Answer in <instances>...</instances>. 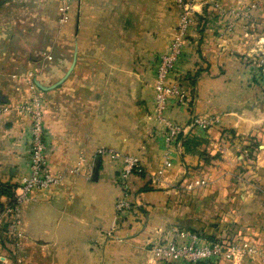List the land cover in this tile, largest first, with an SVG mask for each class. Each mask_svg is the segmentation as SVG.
<instances>
[{"label":"crops","instance_id":"obj_1","mask_svg":"<svg viewBox=\"0 0 264 264\" xmlns=\"http://www.w3.org/2000/svg\"><path fill=\"white\" fill-rule=\"evenodd\" d=\"M212 1L195 5L176 67L188 105L169 100L164 114L183 129L166 145L152 84L177 15L172 0H73L63 24L54 0H0V66L21 63L0 101V180L15 182L28 169L29 122L14 105L27 93L23 72L40 76L34 61L46 63L47 82L63 77L40 95L45 156L53 171H64L60 184L34 189L20 204L18 246L0 229V264H153L150 244L171 239L174 228L207 239L249 237L264 252V87L253 60L264 53V0H217L221 8ZM250 3L245 16L225 11ZM34 30L43 31L38 51L29 40ZM192 113L216 121L188 125ZM248 135L257 142L250 157ZM98 146L142 163L144 173L128 179L132 207L122 213L113 206L120 162L92 157ZM78 153L90 167L69 173ZM165 158L170 164L158 175ZM224 254L168 263L264 264L247 253Z\"/></svg>","mask_w":264,"mask_h":264},{"label":"built area","instance_id":"obj_2","mask_svg":"<svg viewBox=\"0 0 264 264\" xmlns=\"http://www.w3.org/2000/svg\"><path fill=\"white\" fill-rule=\"evenodd\" d=\"M54 1L56 21L58 24H63L68 20V4L73 0ZM202 1L204 3L208 2V0ZM172 2L177 10V15L171 27L170 37L165 49L156 56L155 75L152 84L154 90L152 113L155 119L163 126V140L166 145H170L183 129L181 124L167 117L164 114V110L169 100L186 106L188 105L186 101V90L176 78V67L182 54L188 31L196 19L195 5L198 0H172ZM212 5L216 8H221L220 2L217 0H213ZM253 6L254 4L250 3L239 9L230 7L225 11L234 16H245ZM228 26L230 25L228 24ZM261 44L264 45V40H262ZM253 60L257 66L260 83L264 87V53H256ZM22 78L27 88V96L25 99H20L14 106L19 113L27 117L29 122L28 169L14 182L11 203L3 206L4 209H0V224L3 221L6 222L5 242L13 247L19 245L17 222L20 204L31 198V192L34 189H43L58 185L64 177V171H53L51 169L45 156L46 143L43 100L37 90L34 72L31 69H27L23 72ZM7 108V106H2L1 110L4 111ZM215 121V116L192 113L187 120V124L206 128ZM243 151L246 153L244 148ZM94 156H108L120 162L117 173V183L120 187V193L116 196L113 206L115 212L118 214L130 209L132 203L129 198L130 189L128 179L131 175H141L144 173L139 156L107 146L96 147L92 153V157ZM169 164L170 161L165 158L161 167L156 170V174H162V169ZM84 166L90 167L88 158L84 153H78L71 166L67 168V171L69 173H79ZM192 182L194 184H203L205 180L203 178H195ZM4 214L7 215L5 220L3 219ZM109 232L110 230L108 232L106 231V234L109 235ZM223 249H225L224 256L226 257L233 258L245 253H257L264 260V252L246 239L210 240L184 228L173 229L171 239L153 241L149 246L152 255L164 263L170 262L173 258L195 263L218 257L221 255Z\"/></svg>","mask_w":264,"mask_h":264},{"label":"rangeland","instance_id":"obj_3","mask_svg":"<svg viewBox=\"0 0 264 264\" xmlns=\"http://www.w3.org/2000/svg\"><path fill=\"white\" fill-rule=\"evenodd\" d=\"M262 16L264 18V15H262ZM262 21H263V23L259 27V30H260L259 32H263L264 33V20H262ZM15 38L19 39L20 37H16L15 36ZM42 38H43V31L34 30V31H32V34H31V37L29 38V40L31 42H34L36 45H38V43L41 41ZM10 40H13V38H10ZM262 40H264V39H262ZM39 48H41V44L38 45L35 48V50L38 51ZM34 62L35 63L33 65L38 66V68L39 67L42 68V71L39 72L40 76L39 77L38 76H34V79L37 82L36 83V86H37V90H38L39 94H41V92H44V90H47V89H49L51 87H55L57 84H59L62 81L63 77H60L57 80H54L53 82H47L48 77H46V73H45L46 71L43 70V69L47 68L46 67V63H44L43 61L42 62H40V61H34ZM20 64L21 63L18 62V61L15 62V61L9 60V63L3 62L2 65L0 66V69L2 71L4 70L3 72H0V75H1L0 76V79L2 80V82L0 84V97H2V98L5 99V96H7V89H6L7 86L4 83L6 81H8V79H11V81L13 82V79H12L13 77H10V75L13 74L14 71H18V70L21 69V67H19ZM72 64H73V62L70 63V65L68 67V70H70ZM48 69H46V70H48ZM14 80H18V78H15ZM13 83H15V82H13ZM26 96H27V93L25 92V94L22 96L21 99H25ZM244 157H246V156H244ZM0 181H3V182L4 181H7L8 186H9L8 187V190H9L8 193H0V207H1V209H4L3 206H7L9 203H11V199H12V188H13V185H14V181H11V180H0ZM6 214H8V213L6 212ZM3 218H4V216H3ZM6 218H7V215H6ZM5 225H6V222L3 221L0 224V229L4 228ZM174 229H176V228H174ZM208 239L213 240V238H208ZM214 239H220V238L219 237H215ZM232 239L239 240V239H242V238L238 237L237 235L236 236H233L232 234L230 236L228 235V236H225L223 238V240H232ZM243 239H246L250 243H252L253 245L258 246V244L252 238L247 237V238H243ZM1 242L2 241H1V236H0V243ZM248 255L253 256V257L257 256L258 258H260L259 257L260 255L258 256L257 253H251V254H248ZM154 259L155 260L152 262L153 264H167L168 263V262H165L164 263V262L156 259L155 257H154ZM174 260H175V258L171 259L170 260V263H171V261H174ZM261 260L264 261L262 258H261Z\"/></svg>","mask_w":264,"mask_h":264},{"label":"trees","instance_id":"obj_4","mask_svg":"<svg viewBox=\"0 0 264 264\" xmlns=\"http://www.w3.org/2000/svg\"><path fill=\"white\" fill-rule=\"evenodd\" d=\"M246 143L243 145V148L246 150V156L250 157L253 155V151L256 149L257 147V142L254 138V136L252 135H248L246 137ZM8 183L7 181H0V193H8ZM1 209V207H0Z\"/></svg>","mask_w":264,"mask_h":264},{"label":"water","instance_id":"obj_5","mask_svg":"<svg viewBox=\"0 0 264 264\" xmlns=\"http://www.w3.org/2000/svg\"><path fill=\"white\" fill-rule=\"evenodd\" d=\"M35 83H37V82L35 81ZM0 101H4V98L0 97ZM95 168H96V164H95V166L93 168V171L95 170Z\"/></svg>","mask_w":264,"mask_h":264}]
</instances>
